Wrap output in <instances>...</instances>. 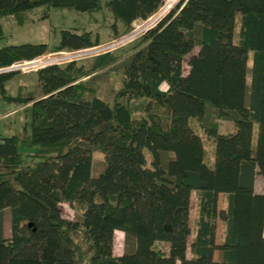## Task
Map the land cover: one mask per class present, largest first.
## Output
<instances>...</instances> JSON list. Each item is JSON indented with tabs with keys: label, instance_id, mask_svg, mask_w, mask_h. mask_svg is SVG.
Segmentation results:
<instances>
[{
	"label": "trees",
	"instance_id": "16d2710c",
	"mask_svg": "<svg viewBox=\"0 0 264 264\" xmlns=\"http://www.w3.org/2000/svg\"><path fill=\"white\" fill-rule=\"evenodd\" d=\"M164 2L108 0L113 35L127 33ZM101 5L0 0V17L24 24L40 6ZM99 35L65 28L55 49L93 47ZM48 52L46 42L3 46L0 68ZM116 59L106 52L91 69L75 61L42 67L37 96L26 87L11 93L18 72H0V105L32 107L29 138L0 131V264H264V189L255 188L257 174L264 179V0H180L140 36L114 103L90 98L79 79ZM208 105L234 129L207 123ZM21 145L67 150L30 164ZM93 147L104 151L97 176ZM62 204L79 217L65 218ZM79 226L93 246L89 260L73 237ZM117 230L133 239L122 254L115 253Z\"/></svg>",
	"mask_w": 264,
	"mask_h": 264
},
{
	"label": "rangeland",
	"instance_id": "374dc122",
	"mask_svg": "<svg viewBox=\"0 0 264 264\" xmlns=\"http://www.w3.org/2000/svg\"><path fill=\"white\" fill-rule=\"evenodd\" d=\"M108 0H102V5L92 11H79L73 7H53L47 10V7L40 6L27 12V20L24 24H19L15 17H0V23L3 27V36L0 38V47L6 45H19L23 43H40L46 42L50 45L51 53H66L70 52L71 57H61L55 64L64 66L69 62V59H75L74 61L78 65L83 66L84 69L93 68L100 60V57L106 52L112 53L117 58L116 62L110 64L107 67L100 68L92 72L89 75L81 77L79 81L85 82L88 91L87 95L90 98L99 97L110 103H114L116 90L121 86L123 78L124 68L129 63L130 54L133 51L134 46L138 42L140 36L148 29L154 27L161 18H163L169 11L171 6L176 2L167 0L165 4L156 12L154 16H161L153 24L149 25L150 21L138 20L133 23L132 28L127 33H121L119 36L113 35L112 24L114 22L112 13L106 6ZM167 11V12H166ZM48 12V16L47 15ZM166 12V13H165ZM160 14V15H159ZM146 21V22H145ZM148 22V23H147ZM65 28H80L85 30H93L95 33L99 32L100 43L89 49H84L75 53L72 50L67 49H55L61 39V30ZM120 31L123 27L120 25ZM129 34V35H128ZM115 42V43H114ZM48 52L46 55L50 54ZM18 74L8 84L11 93H18L20 85L19 83H26V92L29 95L37 96L40 93L38 85L37 71L23 72L15 71ZM166 88V85H163ZM31 104V103H30ZM156 111L162 107L157 105ZM166 110L169 112V108L166 106ZM211 105L207 106V123L216 122L220 131L230 132L234 129V122L231 120L220 119L218 114H212ZM12 111L6 117L5 113ZM162 111V110H161ZM170 114V112L168 113ZM167 112L164 114L165 126L170 124V115ZM32 128V107H21L17 103L2 102L0 105V131L5 135L18 134L21 137L29 138ZM77 143L87 145L80 140ZM207 151L212 154L214 147L210 144L206 146ZM21 152L27 163L33 164L37 161L44 159L49 155H57L67 148L58 146H42V145H21ZM148 163L151 165L153 159L149 149H145ZM105 168L104 151L101 148L93 147V166L92 176H97ZM261 185H264V179L261 174L256 176V187L261 189ZM221 201H225L224 195H220ZM195 203V197H194ZM194 213V211H193ZM62 215L71 220L77 219L79 214L71 208L68 204H62ZM11 214L10 211L6 212L5 219V234L10 233ZM222 226L218 228V232H221ZM75 241L81 246L84 256L89 260L93 253V246L88 238L87 232L83 226H79L73 232ZM133 244V239H127L126 234L121 231H116L115 240V253L122 254L127 250H130ZM163 248H166V244H160Z\"/></svg>",
	"mask_w": 264,
	"mask_h": 264
},
{
	"label": "built area",
	"instance_id": "2783aa9c",
	"mask_svg": "<svg viewBox=\"0 0 264 264\" xmlns=\"http://www.w3.org/2000/svg\"><path fill=\"white\" fill-rule=\"evenodd\" d=\"M165 1L167 3V0H165ZM179 1L180 0H176V2L173 4V6H171L170 9H168L167 11H169L173 7H175L178 4ZM164 4H165V2H164ZM155 14L150 16L148 19H145L146 21H148V20L150 21L148 26L153 24V22H155L157 19H159L163 15L162 14L161 16H154ZM140 20L143 21V19H140ZM85 49H89V48H85ZM81 50H84V49L72 50V51L75 52V53H79V51H81ZM71 56H72V54H70V52L60 53V54L59 53L55 54V53H51L50 52V54H48V55L44 54V55L35 57L33 59L18 60L16 62H14L13 64H11L10 66L0 68V72H3V71H23V72L38 71L42 67H45V66L51 65V64H55V62H57V60H59V58H61V57H66L67 58V57H71ZM74 60L75 59H69V62L74 61Z\"/></svg>",
	"mask_w": 264,
	"mask_h": 264
},
{
	"label": "crops",
	"instance_id": "0c3cea01",
	"mask_svg": "<svg viewBox=\"0 0 264 264\" xmlns=\"http://www.w3.org/2000/svg\"><path fill=\"white\" fill-rule=\"evenodd\" d=\"M138 20H140V19H137L135 22H137ZM119 25H122L121 23L119 24ZM98 62V61H97ZM249 70V69H248ZM19 85H20V88H24V87H27V84L26 83H19ZM163 85H166V87H167V84L166 83H164ZM24 106H31V104L29 103V104H26V105H23V106H21V107H24ZM12 111H8L7 113H5V117L7 116V115H9L10 113H11ZM211 112H212V114H214V115H217V110L216 109H212L211 110ZM2 133V132H1ZM3 134V133H2ZM5 135V134H4ZM255 188H256V191L257 192H262L263 191V189H264V185H261V189L260 190H258L257 189V187H256V185H255ZM7 212V211H6ZM5 219H6V213H5Z\"/></svg>",
	"mask_w": 264,
	"mask_h": 264
},
{
	"label": "water",
	"instance_id": "95a60500",
	"mask_svg": "<svg viewBox=\"0 0 264 264\" xmlns=\"http://www.w3.org/2000/svg\"><path fill=\"white\" fill-rule=\"evenodd\" d=\"M162 19V18H161Z\"/></svg>",
	"mask_w": 264,
	"mask_h": 264
}]
</instances>
